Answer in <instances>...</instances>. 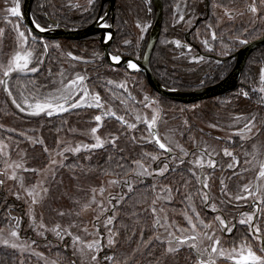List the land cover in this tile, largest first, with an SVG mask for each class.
<instances>
[{
	"label": "rangeland",
	"instance_id": "374dc122",
	"mask_svg": "<svg viewBox=\"0 0 264 264\" xmlns=\"http://www.w3.org/2000/svg\"><path fill=\"white\" fill-rule=\"evenodd\" d=\"M55 1L62 5L63 11L68 10L71 13L72 17L68 21L74 22L79 20L80 14L90 11L96 0L91 5L89 0ZM166 2L168 6L166 8H169L171 15L169 19L167 16L164 17L162 36L161 39H158L160 43L174 44L173 51L168 52L171 61L166 62L161 58L162 63L159 68H161L162 72L165 71L164 74L166 76L171 75L173 78L178 79V76L183 73H190V75L191 73H197L196 75H199L200 79L204 73L216 65V63L207 59L196 58L193 54L194 52L186 53L181 48V45L178 47L176 44V41L181 44L184 33L193 27L196 18L204 17L205 8L209 15V20L201 21L192 32L193 40L204 48H206L205 44L215 43L216 41V38H212L214 27H226L228 30H232V26L240 25L242 27L243 33L241 36L229 40L231 43L235 41V44L231 46V50L241 45L240 40L247 41L264 32V0H245L240 7L239 5L224 7L215 3L205 7L202 0H166ZM19 3L21 6L22 0H19ZM12 6H14V0H0V29H3V33L0 34V63L3 64H7L19 50L17 34L13 25L18 24L22 31L27 29L21 19L18 20L12 17L11 13L7 11V8ZM252 7L256 8L255 12L250 10ZM117 10L119 27L114 42L116 43L117 52L121 53L128 47L131 50L142 48L153 19V8L149 0H118ZM6 18L7 21L11 22H6ZM44 44L48 45L46 53ZM56 45L59 47H55ZM25 47L33 51V60L29 67H38L39 71L35 73L28 71L23 74L13 73L11 78H4L0 75V78L7 80V84L0 85V89L2 88L4 91L5 99L13 112V116L5 115L4 118H0V180L4 181L0 185V196L4 200L8 199V202L0 203V208L6 207L3 214H0V247H5L15 252L21 257V261L25 260V258L29 261H35L33 264H131L132 262L130 263V261L133 255L137 257L142 254L150 239V241L153 240L163 246L165 258L161 264H198L194 255L188 250V246L193 243L191 240L186 241L184 244L173 243L171 246L177 248L178 251L172 253L167 251L169 239L173 240L175 237L182 239L194 234L188 224V217H192L193 221L198 223L193 212V208H197L198 203H196L195 199L198 195L195 197V194L192 193L190 179L187 176L193 177L192 169L188 167L182 168L183 164L179 160L173 159V157L167 159L152 143L149 135L150 130L147 125L136 120V116L141 115L150 119L155 109L158 113L155 125L157 134L167 146L172 148L174 153L182 156L185 154L180 152L181 148L185 150V153H187L188 148H191V129L194 122H197V127L203 131H210L224 139L229 137L230 134L213 127L212 123L216 122V119H208L207 121H202L201 118L196 119V115L193 116L192 110L196 111L195 108L200 107L195 105L188 106L184 112L186 115H183L182 110L175 107V104L170 106L172 104L161 101L157 96L149 94L142 79L136 75H129L121 69L113 70L109 68L108 71L104 69V72L101 69V75L114 80H102L103 88H106V84L109 86L105 89L108 94H104L108 98H101L104 108H80L91 114V122L74 124L75 126L73 124L67 125L59 134H52L53 138L52 135L45 132L46 124L41 123V120H49L67 112L54 114L51 117L44 114L31 116L27 111L21 112L12 104V97L8 96L5 88L9 89V82L15 77L31 76L39 73L45 68L44 65L47 59L51 63L55 57L54 60L57 62L55 65L56 69L50 71L48 74L49 84L44 89H39L40 93L46 94L54 91L60 87L62 79L67 83L69 80L75 79L77 74L85 77V86L90 93H97L96 84L98 83H96L94 78L97 72L94 70L83 71L86 61L88 62L91 54L96 49L95 42L90 40L79 41V43L67 40L59 42L38 38V42L32 44L29 38V43ZM5 50H8V53L4 54ZM69 53H71V56H69ZM72 57H79L80 59H72ZM40 60L43 61L42 64L38 63ZM86 74L90 77L87 78ZM91 84H95L93 85L95 88ZM121 84H124V87H120ZM100 87L101 85L97 88L99 89ZM23 94L24 96H29V94L24 92ZM128 94L132 98L131 101L125 99ZM145 96L149 98V102H151V99L155 101L150 108L145 107ZM13 97L18 102H22L21 92H18ZM29 100L31 102L30 96ZM133 100L139 101L138 104L135 105ZM250 106L252 109H250L249 115H254L257 109H255L256 107L253 104ZM234 108L235 105H232V109ZM216 109L213 110V106L211 107L214 113L221 111ZM112 112L128 119L130 121L129 124H135L136 127H115L116 124L110 121ZM96 115L102 116V121L99 122V131L96 135H99L105 141L104 147L88 150L82 147L78 153L72 151L64 152L63 149L65 147L74 148L77 145L95 143L91 129L98 126V122L94 119ZM231 115L236 118L239 117L238 114L235 116L236 113ZM129 117H131V120ZM107 124H111L112 128L110 130L106 128ZM195 131L200 134V130ZM124 134L131 140L134 136L136 137L138 141L135 143L136 150L139 154L135 158L127 157L130 158L127 161V165H123V169L121 167L116 169V171L122 172L121 175L100 171L97 166V160L92 163L94 155L107 148L116 149L120 147L118 139L120 135ZM249 136L251 134L245 137L248 138ZM113 138H115V145L111 143ZM169 141H171L170 145ZM205 146L206 151H209L207 145ZM45 148L47 151H45ZM125 151L127 152V149ZM228 152L231 153L233 151ZM144 154L148 155L145 156ZM125 155L129 156V152ZM151 155H157L160 159L153 162L150 159ZM196 157H199V155ZM192 158H194L193 155ZM122 159L125 160L126 158ZM137 160H140L148 169V172L143 176L137 175V173L141 172V169L134 163ZM52 161H56V163L53 164ZM203 161L208 163L206 159ZM162 162H167L170 165L169 171L184 169V172H186L184 177L187 178L185 186L183 184L179 190H176L162 180L166 176L167 171L163 176L154 171L163 166ZM190 162L188 161L189 165L192 164ZM16 165H21L22 167L17 168ZM25 168L29 169V171H25ZM3 173H7V175H3ZM13 173L17 177L23 178L24 188H20L19 179L12 180L8 178ZM148 173H151V175ZM126 180L132 186L131 191H129L128 185L123 184V181ZM112 181H117V183H112ZM38 184L42 187H47L48 192L45 194L38 188L37 191L40 192V195L37 199L39 202L33 206L31 205V198L27 196L25 189ZM145 186L154 194L149 203L141 207L142 211L151 213L152 234L146 241H142L140 237L134 241L135 244H140L138 249L137 247L132 248L131 255L127 257L129 258L128 260L125 255L120 256V258L114 257V251L119 242L115 225L118 227L119 222L116 219L119 215L118 208L124 202V194L129 195L133 191L136 192V188L143 189ZM93 189H95V193H93ZM101 189L104 190L103 193H101ZM17 192L20 194V199L16 198ZM175 193H184L185 199H181L183 195H178L179 198L175 199ZM93 195L95 197L94 203L92 202ZM202 195L203 192L199 196L202 198ZM41 197L43 198L41 199ZM112 197H115V199H112ZM153 208L156 209L155 213ZM61 212L64 215H60L59 213ZM32 214L35 215V224L31 219ZM108 217H113V220L111 224L105 227ZM17 220L19 225L16 223ZM157 220L160 221L161 225H167L168 227L158 225L156 223ZM40 222H43L47 230L38 228ZM204 223L209 224L210 228L196 232L202 241L201 244L214 243L207 239V236L213 235V233L217 239L223 241L215 225L211 222L208 223L207 220ZM139 224L141 225L140 222ZM57 225L60 226L59 230L62 232V237H57L53 231ZM97 229H99L98 234ZM177 229H182V231H177ZM13 230L18 232V237L11 236V231ZM67 232H71V235H68ZM169 233H172V235L170 236ZM77 236L80 240L74 244V237ZM109 238L114 239L115 243L113 245H108ZM94 240L101 245V249L98 252H90L86 247L87 244L92 243ZM5 241H7V244H5ZM13 243L17 244L18 247L12 248L11 244ZM81 247H84L83 253L80 251ZM217 247H222L226 254L232 252V250L224 247L223 242H220ZM236 251L239 253L240 249ZM93 254L97 256L95 262L91 260V255ZM106 256L114 257V260H105ZM217 257L218 261L216 264H233L232 259L230 261V259L227 260L223 256ZM30 263L32 264V262Z\"/></svg>",
	"mask_w": 264,
	"mask_h": 264
},
{
	"label": "flooded vegetation",
	"instance_id": "af4514ba",
	"mask_svg": "<svg viewBox=\"0 0 264 264\" xmlns=\"http://www.w3.org/2000/svg\"><path fill=\"white\" fill-rule=\"evenodd\" d=\"M117 1L118 0H114L112 9H109L108 0H96L95 5H93V7L90 8V11H85L84 13L80 14L79 20H76L74 22L68 21L69 18L71 19L72 15L68 10L63 11L62 10L63 7L59 3L58 5H56L57 9H59L57 11V14L53 13L48 16L46 15L45 16L46 25L42 27L50 28V29L64 28L68 30H79L85 28L86 26L98 20L99 27L102 30H104L103 33L104 41H106L107 33L110 32V30L113 31L112 40H110V43L107 47V53L110 59L111 54L119 53L115 48L116 43H114L115 36L119 27ZM149 2L153 8V19L150 28L147 32V36L142 44L143 45L142 48L138 50L135 49L131 50L128 47L125 51L119 53L122 57L129 58L131 59V61L133 60L132 62L138 61L142 58L145 47L148 42L150 30L153 25L154 6L152 0H149ZM207 16L208 13L206 10L204 17L196 18L193 27L184 33L183 41L181 42L180 45L181 48L184 49L186 53L194 52L193 54L196 58L207 59L209 61L216 63V65H214L213 68H211L206 73H204L202 75V78H200L201 80L198 77L199 75H196L197 73H191V75L190 73H183L184 75H186L187 79H184L182 81H178L176 78H172L170 80L169 77H167L164 74L165 71L162 72L161 68L157 69V66H155L154 62L151 60L153 51L160 37L161 28L163 25V5H162L161 28L149 59L150 71L154 79L162 87L169 90H178V91L201 90L203 88L212 86L222 81L232 71L235 65L234 53L238 49H240L245 43L231 50L232 47L229 44L230 42L229 43L220 42V40L222 39V36L219 35L218 33V30L220 28H213V32H215V38H216L215 43L205 44L206 48H204L199 43L195 42V40H193L192 38V32L197 28L199 23L203 21L202 19ZM101 17H103V19H101ZM105 23L110 25V27L109 28L102 27V25ZM225 33L227 34L226 36L230 35L228 29ZM263 34L264 32L253 39L247 40V42L258 38ZM100 35L101 32L95 35L85 37L80 40H68V39L57 38V39H51V41L60 42L67 40V41H74L76 43H79V41L90 40L95 42L96 49L93 52V54H91L92 58L90 57L88 62L86 61L83 71H87V70L96 71L97 74L96 77L94 78L96 80V83L99 82V84L102 87H104L102 82L103 79L110 81H114V80L110 79L109 77L106 78L104 77V75H101L102 74L101 69H103V72L104 69H107L108 71L109 68L113 70L121 69L127 72L129 75H136L137 77L142 79L144 86L149 91V94L157 96L161 101L163 100L166 101L167 103L172 104L170 106H173L175 104L174 105L175 107H178L179 109L182 110L183 115H186L184 112L186 111L188 106L195 105L197 107H200V108H195L196 111L192 110V114L193 116L196 115L195 116L196 119L201 118L202 121H207L208 119L209 120L216 119V122L212 123V125H215L216 128L224 131L225 133H229L230 134L229 137L224 139L223 137L219 135H215L210 131H206V130L203 131L202 129L197 127V122H194L192 123V129H191L192 145L190 144L191 148L187 149V155L182 156L174 153L173 151L170 154H166L153 142V140L152 143L154 144L155 147L158 148V150L161 153H163V155L167 159L172 157H177V160L180 161V158H182L184 161L182 163L183 164L182 168L188 167L192 169V172H195L196 175L193 176V180L196 186V191H197L196 194L198 195V199H199V204L195 209V213H199V218L203 222L207 220L208 223L211 222L213 225L217 227L216 229L219 232L221 239L223 240L220 241L219 239V241L223 242L224 247L228 250H233V248L239 250L242 246H245V254H246V247L250 246L254 251H256L258 255H264V253L260 252L262 240H264V204L260 205V208L258 210L253 202L254 199L253 196L249 195L248 192L244 191L245 185H247L253 191L257 185H260L262 188H264V179L258 178L260 164L264 163V92L260 91V88L264 87V84L261 83V78H260V72L261 69H264V63L255 60L254 68L248 69L249 63L253 61L252 58L255 57V55L259 53L258 51L260 50V48L264 46L254 49L248 55L242 67V70L239 74V77L237 79L236 87L234 89L205 99L197 100L191 103H182L178 101L169 100L163 97L162 95H160L159 93H157L154 89H152L149 86L143 73L140 70H132L126 68L125 66H113L109 64L108 60L104 55L101 43L99 41ZM173 46L174 44L169 45L163 42L161 43V47L168 49L169 52L173 51L174 48ZM86 76L87 78L90 77L87 74ZM106 85H105L106 88L109 87L108 85L107 86ZM244 92H247L248 94L247 97L243 95ZM104 94H108V92L104 91L99 93L102 99L106 98L104 97L105 96ZM125 99L131 101L132 98L128 94L126 95ZM151 101H153V99H151ZM138 102L136 100H133V103L135 105H137ZM251 104H253L254 107H256L255 109H257L254 115L253 114L249 115L250 109H252L250 106ZM232 105H235L234 109H232ZM212 106H213V110L217 108L220 109L221 111L216 113L212 112L211 110ZM234 113H236L235 116H237L238 114L239 117L237 118L233 117L231 114ZM116 115L118 116L117 113ZM129 119L131 120V117H129ZM124 120L127 122V124H129L130 121L128 119L124 118ZM110 121L113 124L115 123L117 126H123V127L127 126V124L122 123L121 121L117 120L115 116L112 115ZM250 121H253V124L251 126V131L249 132L247 129H245V124L249 123ZM195 130H200V134ZM254 130L255 132L253 133ZM241 132H243V135H240ZM248 134H251V136H249L248 138L245 137ZM150 137L152 139V136ZM161 142L164 143L162 139ZM205 145H207V149H209V151H206ZM225 149H227L228 151H233L231 152L232 156L225 155L224 152ZM206 153H210L211 154L210 157ZM192 155L194 156V158L191 159ZM197 155H199V157H196ZM209 158H211L214 161V165H215L214 167H209L208 163H205L203 161L204 159L209 161ZM197 159L198 160L200 159L203 165L202 167L200 164H197L196 162L194 163V161H196ZM188 161H191L192 164L189 165ZM230 164L232 165V167H229ZM170 171L167 170V174ZM204 182L208 184V188H203ZM202 192L208 193V195L211 197L207 206L202 202L201 196H199L201 195ZM237 195L245 196L247 197V199H241L237 201L235 199ZM125 196L126 194H124V197ZM255 199L259 201L260 196L259 195L255 196ZM213 203L216 205L217 208L216 212H213L211 210V204ZM243 213H250V214L254 213L253 223L259 227L260 229L259 233H253L248 226L240 225L238 223V221L241 218H245L242 215ZM217 215H220L223 219H225V221L229 224V226L234 225L231 233L222 230V226L219 225V223L215 220V217ZM203 230L204 228L200 227L198 224L196 232L197 231L200 232ZM196 232L193 235H196L197 239L192 242L197 245L200 251L204 254V258L207 259L208 253H204V249H208L210 252V249L212 246H214V243H210L208 245L201 244L202 241L199 238L198 234H196ZM188 237L182 239H184L185 241H189L187 239ZM176 238L177 237H175L173 240L175 241ZM188 250L194 255V258L198 263L199 260L197 259V256L195 254L196 250L192 249L190 246H188ZM213 256L217 263L218 257L215 254H213ZM230 261L232 260L230 259Z\"/></svg>",
	"mask_w": 264,
	"mask_h": 264
},
{
	"label": "snow or ice",
	"instance_id": "6c2138e0",
	"mask_svg": "<svg viewBox=\"0 0 264 264\" xmlns=\"http://www.w3.org/2000/svg\"><path fill=\"white\" fill-rule=\"evenodd\" d=\"M94 0H89V4H93ZM252 12L256 11L255 7H252L250 9ZM7 11L11 13L12 17L19 19H22V13H21V6L19 3V0H14V6L7 8ZM101 19H103V17H101ZM181 19H183V17H181ZM6 22H11V21H7L6 18ZM33 23L35 24L36 29H38L40 32H44L46 29L44 27H41V25L39 23H37L35 20H33ZM102 27L104 28H109L110 25H108L107 23L103 24ZM13 28L17 34V41H18V45H19V50L14 54V56L8 61L7 64H3L0 63V75H2V77L4 78H11L13 73H17V74H23L26 73L28 71L30 72H38L39 68L38 67H29L30 64H32V60H33V51L28 50V48H26L25 46L29 43V38L31 39V43L32 44H36L38 42V38L35 35H32V30L31 29H25V30H20V26L18 24L13 25ZM26 32L28 33L26 35ZM3 33V29H0V34ZM212 38L215 39V32L212 33ZM112 40V33L108 32L106 35V41H110ZM130 43V42H129ZM207 43V42H205ZM241 44L247 43L246 40H240ZM177 46H180V42L176 41ZM44 50L45 53L47 52L48 49V45L44 44ZM55 47H59L58 45H56ZM69 56H71V53H69ZM72 59H80L79 57H72ZM111 62L113 63V65H118L121 63L122 60V56L117 53V54H111L110 56ZM38 63H43L42 60L38 61ZM127 68L128 69H132V70H138V65L134 62H132L131 60L127 61ZM260 78H261V83L264 84V69H261L260 72ZM111 83V82H109ZM7 84V80L0 78V85H6ZM120 87H124V84H121ZM126 90V89H125ZM5 91L7 92L9 97H12V104H14L16 106V108H18L21 112H25L27 111V113L31 116H41L42 114L47 115L49 117L53 116L54 114H60V113H64V112H68L70 109H80V108H96V109H103L104 108V104L102 103L101 97L99 95V93H95L92 94L90 93L89 89L85 86V77L81 76L79 74H77L75 79L69 80L67 83L64 82V80L62 79L60 82V87H58L57 89H55L54 91H50L46 94L44 93H40L39 89H34L32 92L29 93V96L31 97V102L29 100V96H24L23 92H21V99L22 102H18L17 99L15 97H13L12 92L6 87ZM261 92H264V87L260 88ZM243 95L245 97H247V92H244ZM145 101V107L146 108H150L152 106V104L155 103V101H151L149 102V98L147 96H145L144 98ZM112 116H115V118L119 121H121L122 123L127 124V122L124 120L123 116H117L115 112L111 113ZM157 118H158V113L155 111V109L153 110V115L151 116L150 119L146 118V117H142L141 115H137L136 116V120H139L141 122H143L144 124L147 125V128L149 130H152L155 128V125L157 123ZM95 121L98 122V126L97 127H93L91 129V133L93 134V137L95 139V143L91 144V145H77L76 147L72 148V147H65L63 149L64 152H80L81 148H85L86 150L88 149H99V148H103L105 145V141L103 139H101V137L99 135H96V133L99 131V122L102 121V116L101 115H96L95 116ZM254 121V118H253ZM253 121H250L249 123L245 124V129H247L249 132L251 131V126L253 124ZM127 126L129 128H135L136 125L135 124H127ZM213 127H215V125H213ZM149 135L150 136H154L155 138V143L158 145V147L160 149L165 150L166 153H171L172 152V148L170 146H167L165 143L161 142V139L159 137L158 134H156L153 131H149ZM240 135H243V132L240 133ZM111 143L113 145H115V138H113L111 140ZM171 144V141H169V145ZM45 151H47V149L45 148ZM181 153H184L185 155H187V153H185V150L183 148L180 149ZM225 155L227 156H232V153L228 152L227 149L224 150ZM59 154V153H58ZM209 155L210 157V153H206ZM145 156H147L148 154H144ZM151 161L155 162L158 161L160 159L159 156L157 155H151L150 156ZM173 159H177V157H173ZM180 162L183 163V159L180 158ZM197 164H200L201 167L203 166L200 160H196L195 161ZM53 164L56 163V161H52ZM136 164V166L138 168L141 169V172L137 173V175L143 176L146 172H148V169L144 166V164L140 161L137 160L134 162ZM163 166L161 168H157L154 171L159 174L160 176H163L164 173L169 170L170 165L167 162H162ZM208 165L209 167H214V161L209 158L208 161ZM17 168L22 167L21 165H16ZM118 167H121L123 169V165H118ZM229 167H232V165L230 164ZM25 171H29V169H24ZM31 171H35V170H31ZM149 175H151V173H148ZM3 175H7V173H3ZM119 175V174H118ZM192 175L195 176V172H192ZM9 179L12 180H17L19 179V186L20 188H24V183H23V178L22 177H17V175L15 173H13L11 176L8 177ZM259 179H264V163L260 164V170H259ZM3 180H0V185L3 184ZM112 183H117V181H112ZM223 183V182H222ZM123 184L128 185L129 187V191L132 190V186L130 184L129 181H123ZM40 188L41 191L43 193H47L48 192V188L47 187H42L41 185H34L31 188L25 189L27 196L29 198H31V205H36L39 201L37 199V197L40 195V192L37 191V189ZM203 188H208V184L206 182L203 183ZM103 189H101V193H103ZM244 191L248 192L249 195L253 196V202L256 205L257 209L259 210L260 205L264 204V188H262L260 185H257L254 189V191L252 189H250L247 185L244 186ZM93 193H95V189H93ZM259 195L260 196V200L257 201L255 199V196ZM16 198L20 199V194L19 192L16 193ZM43 197H41L42 199ZM112 199H115V197H112ZM211 199V197L208 195V193H203L202 195V202L207 206L209 200ZM235 199L237 201L241 200V199H247V197L242 196V195H237L235 197ZM27 202V201H26ZM92 202H95V197L93 195V200ZM155 203V202H154ZM211 210L213 212L217 211L216 205L213 203L211 204ZM156 209L153 208V212L155 213ZM193 212L195 213V209L193 208ZM60 215H64V213H59ZM243 217L245 218H241L238 223L240 225H246L249 227V229L253 232V233H259L260 229L258 226H256L253 223V217H254V213L250 214V213H243L242 214ZM31 219L33 220V223H36L35 220V215L32 214L31 215ZM188 224L190 225L191 231L193 233L196 232V229L198 227V224L200 227L204 228V229H208L210 228L209 224H205L202 220H200L199 218V213H195V219L198 223L193 221L192 217H188ZM113 220V217H108L107 219V223L105 224V227H107V225L111 224ZM215 220L219 223V225L222 226V230L226 231L228 233H231L233 226H229V224L225 221V219H223L220 215H217L215 217ZM17 225H19V221H16ZM156 223L162 227H168L167 225H161L160 221L157 220ZM39 229H44L47 230L45 225L43 224V222H40L38 225ZM60 226L57 225L56 228L53 229V231L55 232L57 237H62V232L59 230ZM177 231H182V229H177ZM99 233V229H97V234ZM68 235H71V232H67ZM169 235L171 236L172 233H169ZM11 236L12 237H18V232L13 230L11 231ZM111 236V233H110ZM157 239H159V237H157ZM188 240L191 241H195L197 239L196 235H192L189 236L187 238ZM207 239H209L210 241L214 242V246L211 247L210 252L208 249H204V253H208V257L207 259L204 258V254L200 251V249L197 247V245L195 243H192L190 245V247L194 250H196V254L199 257V261L198 264H216V260L214 259L213 254L217 255V256H223L226 259H232L233 260V264H264V255H258L256 253V251H254L250 246L246 247V254H245V246H242L240 248L239 253H237L236 249L233 248L232 252L230 253H225V250L222 247H217L220 244L219 239L216 238L215 234L213 233V235L207 236ZM80 238L74 237V244L75 242L79 241ZM186 241L184 239L181 238H176L175 241H173L172 239L168 240V244L169 247L167 248V251L169 253L178 251L177 248L172 247L171 245L173 243L175 244H184ZM35 243V242H33ZM115 243L114 239L109 238L108 239V245H113ZM161 243H163V241H161ZM5 244H7V241H5ZM12 248H17L18 245L13 243L11 244ZM87 249L92 252V251H99L101 249V245L99 244V242L97 241H93L92 243H89L86 245ZM81 253L84 252V247H81L80 249ZM260 252L264 253V240H262V244L260 247ZM91 260L93 262H95L97 260V256L95 254L91 255ZM105 260L111 261L114 260V257H109L106 256Z\"/></svg>",
	"mask_w": 264,
	"mask_h": 264
},
{
	"label": "trees",
	"instance_id": "16d2710c",
	"mask_svg": "<svg viewBox=\"0 0 264 264\" xmlns=\"http://www.w3.org/2000/svg\"><path fill=\"white\" fill-rule=\"evenodd\" d=\"M202 1L205 7H207V5L208 6L213 5L214 3L217 5L224 6V7L230 6V5H239L240 7L245 2V0H202ZM58 4L59 3L56 2L55 0H34L32 3V8H31V14H32L33 20H35L41 26H45L46 25L45 16L46 15L48 16L53 13L57 14V11L59 9H57L56 5ZM162 5H163V19L165 16H167V18L169 19L171 14L169 13V8H166L168 7L166 0H162ZM205 13H206V8H205ZM208 16L203 18L202 20L203 21L209 20ZM231 28L233 29L229 30L230 32L229 36H226L227 35L225 33L227 31L226 27H221L220 28L221 30L220 29H219L220 31L218 30L219 35L222 36V39L220 40V42L229 43V40L231 38L236 39L238 38V36H241V34L243 33L241 29L242 27L240 25L234 26V27L232 26ZM162 29H163V25L161 28V32H162ZM161 34L159 37L160 39H161ZM229 44L232 46L233 44H235V41H233L232 43L230 41ZM168 52H169L168 49L161 47V43L157 42L156 47L151 57V60L154 62V65L157 66V69L161 66V63H162L161 58H163L164 61L166 62L171 61L170 55ZM258 52L259 53H257L255 57L252 58L253 61H251L249 65L247 64L248 69L254 68L255 60L258 62L264 63V47L260 48ZM6 53H8V50H5L4 54ZM54 58L52 59L51 63H50V60L47 59L44 65L45 68H43L39 73H36L35 75H31V76L15 77L14 79H12L9 82V90L12 92L13 96L14 95L16 96L18 92H24L26 94H29L34 89H44V87H46L49 84L48 74L50 73V71H53V69H56L55 65L57 64V62L54 60ZM167 77H169L170 80L173 78L171 75ZM184 79H187L186 75L181 74L180 76H178L177 80L182 81ZM97 83L98 84H96V92L97 93L104 92L105 88L101 86L98 89L97 87H99L100 85H99V82ZM93 85L95 84H91V86L95 88ZM104 97L108 98L107 96H104ZM5 115L13 116V112H12V109L8 101H6L5 96H4V91L1 88L0 89V118L1 119L4 118ZM91 119H92V116L91 114H89L88 111L83 110V109H76V110L67 112L66 114L62 116L50 118L49 120L43 119L41 120L42 121L41 123L46 124L45 132H47V134L57 135L59 134L61 130L63 131L65 127H67V125H70V124L77 125V124L85 123V122L89 123L91 122ZM22 121H25V120H22ZM115 127H117V125ZM106 128L107 130H110V128H112L111 124H107ZM118 141L120 142L119 143L121 145L120 147H117L116 149L107 148V149H104L103 151L97 152L94 155L92 159V163H94L97 160L96 161L98 162L97 166L100 171H103L108 174H113V175H115L116 173L121 175L122 172L116 171V169L119 168L118 165H127L128 159L135 158L139 154L138 151L136 150L135 143H137L138 141L136 140L135 136L131 140L125 134L120 135ZM125 149H127V152L125 151ZM128 152H129V156L125 155ZM127 157H130V158H127ZM122 158H126V159L123 160ZM185 175H186V172H184V169L183 170L177 169L175 171H170L168 174H166V176L162 178V180L166 181L167 184L172 186L174 189L179 190L183 184L185 186V182L187 179L184 177ZM187 176L190 179V187L193 190L192 193L195 194V197H196L197 191H196V186L194 184L193 177L191 178V176L189 175ZM135 191L136 192L133 191L131 194L126 195L124 197V202H122V204L118 208L119 215L116 220H118L119 223H118V227H116L115 225V230L116 232H118L117 236H118L119 242L116 246L117 247L116 250L114 251V257L117 256V258H120V256L122 255H125L126 258L129 257V255H131L132 248L137 247L138 249V246L140 244V243L135 244L134 241L137 240V238L139 239V237L140 239H142V241L144 240L146 241L153 231L151 227V221H152L151 213L149 212L146 213L145 211H142L141 207L144 205H147L154 194L151 190L147 189L146 186L143 187V189L136 188ZM134 195H136L135 198H134ZM178 195L179 196L183 195L181 199H185L184 193H175L174 194L175 199L179 198ZM195 201L196 203L199 204L198 196L196 197ZM2 202H8V199L4 200L1 197L0 203ZM5 208L6 207L0 208V214H3V211L5 210ZM139 222L141 223L142 227L139 224ZM148 242L149 244L146 246V249L144 250L142 254H139L137 257L136 256L134 257V255L132 254L133 257L131 258V261H130V263L132 262L131 264H161L162 263L163 259L165 258L164 256L165 253L163 252V246L161 244H157V242H154L153 240L150 241V239L148 240ZM20 258L21 257L15 252L5 247H0V264H31L30 262H32L33 264L35 262L33 260L29 261L27 258L21 261ZM128 259L129 258H127V260Z\"/></svg>",
	"mask_w": 264,
	"mask_h": 264
},
{
	"label": "water",
	"instance_id": "95a60500",
	"mask_svg": "<svg viewBox=\"0 0 264 264\" xmlns=\"http://www.w3.org/2000/svg\"><path fill=\"white\" fill-rule=\"evenodd\" d=\"M108 1H109V9H112L114 0H108ZM32 2L33 0H22V6H21V13H22L21 20L27 29L32 30V35H35L36 37L41 38L43 40H51V39H57V38L68 39V40H80L85 37L95 35L101 32L99 41L101 43L104 55L106 59L108 60V63L113 65L107 53V47L110 41H107V42L104 41L103 39L104 30H102L99 27L98 20L86 26L85 28L79 29V30H68L64 28H56V29L45 28L46 30L44 32H40L38 29H36L35 24L33 23V18L31 15ZM152 3L154 6V21H153V25L149 33L148 42L145 47L142 58L138 61H134V63L138 65V70H140L143 73L149 86L152 89H154L157 93H159L160 95H162L163 97L169 100L178 101L182 103H191L197 100L205 99V98L234 89L236 87V82L239 77V74L242 70V67L248 55L254 49L264 46V34L252 41L245 43L240 49H238L234 53L235 65L232 71L228 74V76L225 79L218 82L217 84H214L212 86H208L206 88H203L201 90H196V91H178V90L166 89L162 87L154 79L150 71V68H149V59H150L152 50L155 46L156 40L158 38L159 31L161 28V21H162V1L152 0ZM110 32L113 35V31L110 30ZM129 60L131 59L122 57L121 63L118 65H113V66H125L127 68V61ZM150 131H153L157 134L155 128ZM152 140L155 143L154 136H152ZM161 150L165 152V150L163 149ZM166 154H170V153H166ZM197 259L199 260L198 256H197Z\"/></svg>",
	"mask_w": 264,
	"mask_h": 264
}]
</instances>
